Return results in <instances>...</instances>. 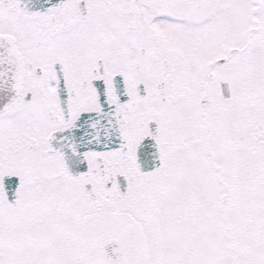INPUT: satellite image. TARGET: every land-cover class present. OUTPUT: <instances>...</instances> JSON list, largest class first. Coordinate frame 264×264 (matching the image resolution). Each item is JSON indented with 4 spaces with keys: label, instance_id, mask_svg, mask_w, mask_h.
<instances>
[{
    "label": "flooded vegetation",
    "instance_id": "af4514ba",
    "mask_svg": "<svg viewBox=\"0 0 264 264\" xmlns=\"http://www.w3.org/2000/svg\"><path fill=\"white\" fill-rule=\"evenodd\" d=\"M226 2L65 0L41 11H27L16 0H0V37L14 42L22 69L18 94L0 112V264H16L12 257L15 244L7 235L16 210L22 205L32 209L35 198L53 180L62 187L97 189V215L90 217L91 231L104 226L120 236L121 256L125 255L120 264H133L136 254L144 257L141 264H178L149 259L145 242H161L162 231H139L132 223L130 211L141 212L148 183L145 174H134L137 164L132 155L138 141L152 135L151 119L157 122L156 139L163 150L168 139L181 145L182 135L177 131L167 134L163 127V110L177 109L178 104L187 105L182 112L197 124L183 135L189 149L198 133V148L210 150L212 97L216 85L225 79L224 69L217 67L222 58L227 63L232 55L250 47L229 48L218 35L216 25ZM255 3L259 12L264 0ZM204 29L208 31L200 33ZM101 106L118 108L126 122L128 137L120 148L97 151L71 133L83 114L99 111ZM244 108L250 116L249 108L256 105L250 102ZM87 116L82 122L93 120ZM180 122L177 116L175 128ZM94 137L90 133L86 140L92 142ZM259 138H264V130L251 135L253 141ZM64 141L70 142L71 150L65 161L54 153ZM76 167L85 170L78 175L67 171ZM7 175L18 180L16 206L4 193ZM120 186L128 188L123 198L118 195ZM26 196L28 204L24 203Z\"/></svg>",
    "mask_w": 264,
    "mask_h": 264
},
{
    "label": "rangeland",
    "instance_id": "374dc122",
    "mask_svg": "<svg viewBox=\"0 0 264 264\" xmlns=\"http://www.w3.org/2000/svg\"><path fill=\"white\" fill-rule=\"evenodd\" d=\"M255 1L242 0L239 5L227 0L224 3L226 11L222 10L224 15L220 16L218 25L215 24L219 31L218 35L221 34L225 42L229 43L227 47L237 46L243 48L250 46L246 54L232 55L227 63H222L217 67V69H255L252 75H249L252 77L251 81L249 76L242 78L243 80L247 79L248 84L260 83L261 81L257 79L258 69H264V6L258 12V5ZM223 21L224 27H222ZM259 26L261 30H255L253 33L252 29H257ZM204 31L208 30H200V33L204 34ZM250 37L252 42L249 41ZM226 57H228V53ZM198 62H201L200 59L196 63ZM238 98H240V92L232 99ZM232 102L229 100L218 104L229 108ZM236 125L235 121L229 122L228 120L225 123V129L227 131V128H229L230 131L234 132ZM217 146L221 147V143ZM194 151H196L199 161L202 164L206 163V156L198 148ZM237 161L239 163L237 169L239 170L236 171L235 168H230L232 175L228 174L231 175L229 178L232 183L229 187L234 192L235 200L234 203L230 204L231 206L225 205L222 212V215L225 216V222H222L216 213L224 188L219 186L213 171L210 177L198 180V177L192 172L193 166L188 164L186 155L177 156L173 154L169 156L168 167L160 171L159 176L156 177L155 186L160 189L164 188V199L167 200L170 208L169 219L172 223V231H177L176 235L178 231H186L195 226L205 225L203 229L195 227L192 231H189V255L194 264H231L227 242L220 231V226L223 223L234 243L237 259L235 264H264V241L257 235L258 231L251 228V222H253L251 218L253 217L262 221L264 226V208L259 204L253 212L243 210V204L247 206L250 199H253L252 196L257 197L258 203L261 202V198H264V154H259L254 161L255 167L247 171L251 180L249 187H242L244 176L240 171L242 161L240 158H237ZM250 172H255L258 182L257 180L256 183L254 182ZM249 179L246 178L245 180ZM55 185H50L48 189L49 191L59 189L62 197H65L61 200V203L67 206L66 214H60L58 205L55 206L57 201H54L52 196H47L45 202L50 205V209L44 215L36 218H23L19 222L17 227L21 243L19 252L25 258H32L33 256L34 262L69 264L68 259L73 257V253L63 250L60 236H62L63 231L68 234L71 233L72 235L67 239V244L76 245L77 239L74 237L73 225L76 227L78 216H81V220H84L89 210L78 209L72 206L71 203L72 197L84 199L85 192L77 193L75 189L68 187L64 190ZM252 191L254 195L251 193ZM73 208H76L77 211H74ZM209 222L214 226V229ZM95 242H97L94 247L95 255L98 256V259H105L101 253V246L105 242L103 235H98ZM76 249H78V245ZM74 256L75 260L71 264H80L77 251L74 252Z\"/></svg>",
    "mask_w": 264,
    "mask_h": 264
},
{
    "label": "water",
    "instance_id": "95a60500",
    "mask_svg": "<svg viewBox=\"0 0 264 264\" xmlns=\"http://www.w3.org/2000/svg\"><path fill=\"white\" fill-rule=\"evenodd\" d=\"M25 2L27 4H29L30 6L31 3L33 4H37L39 5V0H25ZM41 3V2H40ZM2 46H0V57H2L3 59H0V66H8V65H16V56L14 54V51L12 50V48L10 46H8V44L1 42ZM17 69H13V72H16Z\"/></svg>",
    "mask_w": 264,
    "mask_h": 264
},
{
    "label": "bare ground",
    "instance_id": "6f19581e",
    "mask_svg": "<svg viewBox=\"0 0 264 264\" xmlns=\"http://www.w3.org/2000/svg\"><path fill=\"white\" fill-rule=\"evenodd\" d=\"M42 4L47 5L49 2L46 0H39ZM4 42V41H3Z\"/></svg>",
    "mask_w": 264,
    "mask_h": 264
}]
</instances>
